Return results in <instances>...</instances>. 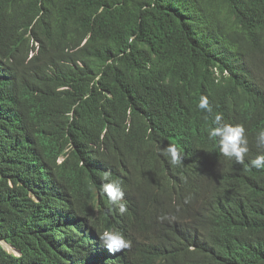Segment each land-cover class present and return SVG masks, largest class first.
<instances>
[{"label": "trees", "instance_id": "obj_1", "mask_svg": "<svg viewBox=\"0 0 264 264\" xmlns=\"http://www.w3.org/2000/svg\"><path fill=\"white\" fill-rule=\"evenodd\" d=\"M0 73V264H264V168L215 174L190 223L158 219L161 151L195 142L197 99L264 130V91L232 80L264 87V0H0ZM120 164L146 183L123 255L95 192Z\"/></svg>", "mask_w": 264, "mask_h": 264}, {"label": "clouds", "instance_id": "obj_2", "mask_svg": "<svg viewBox=\"0 0 264 264\" xmlns=\"http://www.w3.org/2000/svg\"><path fill=\"white\" fill-rule=\"evenodd\" d=\"M6 76L11 84L9 71ZM240 76L232 79L236 82L233 89L244 99L253 92L264 91V87L253 84L247 76ZM0 77L7 83L1 73ZM205 96L199 98L198 109L210 112V115L196 132L195 142L184 146L185 150L170 144L161 151L168 163L162 188L168 191L164 206L170 214L160 216L161 222L172 219L174 222H192L196 213L216 194V188L210 185L215 174L264 168V151L261 150L264 149V130L258 131L251 143L240 118L242 114L234 109L213 111ZM249 115L264 120V99L251 107ZM145 189L144 173L130 164H120L104 172L95 192L97 207L106 210L108 215V227L98 237L109 253L123 255L130 251L137 233L140 196L144 195ZM189 250L195 251V245Z\"/></svg>", "mask_w": 264, "mask_h": 264}, {"label": "rangeland", "instance_id": "obj_3", "mask_svg": "<svg viewBox=\"0 0 264 264\" xmlns=\"http://www.w3.org/2000/svg\"><path fill=\"white\" fill-rule=\"evenodd\" d=\"M5 245V247L9 250V251H12V248L10 247V246H8V245H6V244H4Z\"/></svg>", "mask_w": 264, "mask_h": 264}, {"label": "bare ground", "instance_id": "obj_4", "mask_svg": "<svg viewBox=\"0 0 264 264\" xmlns=\"http://www.w3.org/2000/svg\"><path fill=\"white\" fill-rule=\"evenodd\" d=\"M206 149V148H205ZM262 151H264V149H261ZM101 245V244H100ZM103 249H104V247L103 246H101Z\"/></svg>", "mask_w": 264, "mask_h": 264}, {"label": "water", "instance_id": "obj_5", "mask_svg": "<svg viewBox=\"0 0 264 264\" xmlns=\"http://www.w3.org/2000/svg\"><path fill=\"white\" fill-rule=\"evenodd\" d=\"M199 101V99H197V102Z\"/></svg>", "mask_w": 264, "mask_h": 264}]
</instances>
